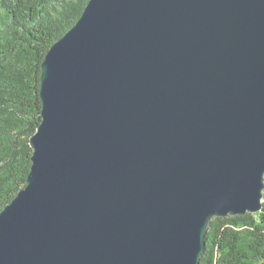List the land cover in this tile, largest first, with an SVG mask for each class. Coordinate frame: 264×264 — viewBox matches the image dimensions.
<instances>
[{"label": "water", "instance_id": "water-1", "mask_svg": "<svg viewBox=\"0 0 264 264\" xmlns=\"http://www.w3.org/2000/svg\"><path fill=\"white\" fill-rule=\"evenodd\" d=\"M0 264H200L264 203V0H89L41 66Z\"/></svg>", "mask_w": 264, "mask_h": 264}, {"label": "trees", "instance_id": "trees-1", "mask_svg": "<svg viewBox=\"0 0 264 264\" xmlns=\"http://www.w3.org/2000/svg\"><path fill=\"white\" fill-rule=\"evenodd\" d=\"M89 0H0V212L27 185L41 124V66ZM200 264H264V203L257 214L214 218Z\"/></svg>", "mask_w": 264, "mask_h": 264}]
</instances>
